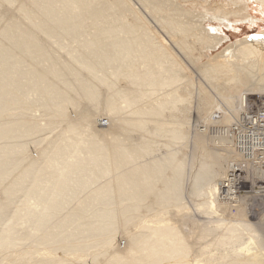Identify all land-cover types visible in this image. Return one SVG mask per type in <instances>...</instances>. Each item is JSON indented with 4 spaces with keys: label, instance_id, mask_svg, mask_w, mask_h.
Listing matches in <instances>:
<instances>
[{
    "label": "bare ground",
    "instance_id": "obj_1",
    "mask_svg": "<svg viewBox=\"0 0 264 264\" xmlns=\"http://www.w3.org/2000/svg\"><path fill=\"white\" fill-rule=\"evenodd\" d=\"M3 1L48 37H62L57 31L83 36L77 40L84 49L70 52L62 70L90 101L103 87L102 106L116 117H108L107 128L92 130L83 109L79 121L69 120L38 159L21 167L27 144L20 139L56 121L38 108L63 116L71 98L58 83H70L42 54L30 28L0 24V264H264L260 229L226 183L264 176V138L256 133L264 126L258 114H264V31L208 59L204 71L221 80L227 111L185 71L186 62L198 63L222 45L224 22H251L247 0H140L137 7L127 0H0L1 6ZM256 2L263 11L264 0ZM8 9L0 10V19L11 15ZM24 53L32 60L25 61ZM193 87L202 124L212 121L213 108L223 125L240 113L219 132L226 165L223 153L204 146L199 129L183 130L189 120L181 106ZM158 137H167L161 148L169 139H184L191 149L183 155L167 146L155 155ZM197 155V171L210 185L207 192L193 191L200 199L194 211L210 221L195 224L182 183ZM250 189L262 190L253 183Z\"/></svg>",
    "mask_w": 264,
    "mask_h": 264
},
{
    "label": "rangeland",
    "instance_id": "obj_2",
    "mask_svg": "<svg viewBox=\"0 0 264 264\" xmlns=\"http://www.w3.org/2000/svg\"><path fill=\"white\" fill-rule=\"evenodd\" d=\"M127 1L133 7L139 6V3H140V0H127ZM247 3L249 6V8H248L249 14L252 17L251 22L249 20L243 21L241 19H232L231 22H224V25L221 26L222 31L219 32L220 36L224 39V40L222 39V45L219 46L215 50L211 49V51H210L211 53L208 52L207 56L199 57L197 59L198 63L188 61V62H186L187 66L185 65L187 67L185 69V71L190 76L193 75L192 79L194 78L193 81H194L195 85L198 84L197 82H199L198 85H200L204 90H206L214 98V102L216 103V105L224 108L226 111H227V109L223 104V100L220 98L221 86L218 84L221 82V80L220 79L218 80L217 76L215 74H210V73H208L209 71L205 72L204 70L206 68H209L208 59L211 55L213 56V54H216V52L219 53V51L221 52L222 49H224L230 43H233L237 39H242L246 36L256 38L259 32L264 31V10L263 11L261 10V8H260L259 4L256 2V0H247ZM2 5L3 6L0 5V10L4 9V8H7V9L9 8L8 11L11 15L2 17L0 19V24H6L7 22L9 23L11 21H16L18 23L21 22V24L30 28L31 31L33 32V34L42 43V46H43L42 54H44L47 57L48 62H51L54 67H56L62 71L64 78L66 79V81L68 83H70V86H67V84L63 85L61 83H58V85L61 87V89L65 90L68 93L69 97L71 98V100H67L65 102V106H66L65 109L66 110L64 111V115L59 116L60 113H55L53 109L38 108V109H42V110H40V112L41 113L44 112L46 117H48V118L52 117L53 120H56V121L53 122L51 125L46 126L44 129L37 131V132H34V133H31V134H28L27 136H24L20 139V140H23L24 142H26V144H27L26 150H25L27 158L22 160V162H21V167H22L26 164V162L30 158L38 159V157L40 155V151L44 150L47 146L52 144V142L56 139V136H57V133L59 132V130L69 120L79 121L78 118L80 116H82V112H84L85 109L87 111H89L87 113H89L91 115V122H89V124L91 125L92 130L94 129V126H96L97 128H102V129L107 128L108 117L111 119H114L116 117V115L115 114L112 115L110 112L108 113L104 109V107L102 106L104 92H105L102 90V89H104L103 87H101L102 88L100 91L101 93L96 98V100L90 101L89 99L85 98V96H82L81 92L79 93V90L76 87V84L74 83V76L71 73L62 70L63 62H65V61L70 62V60H69V53L70 52L81 51L84 49L83 44L77 40L78 38L81 39L83 37V36H79V32L63 35L59 31H57L58 34H60L62 37H58V36H56L55 38L48 37V36L42 34L30 22H28V20H26V18L24 17V14L22 12L20 13V12L14 10V8L10 7L4 1L2 2ZM141 11L145 12V10L143 8L141 9ZM127 14H128V16L134 15V14H131V12H127ZM148 16L149 17H147V19L151 23H153V21L151 20L152 14H150L148 12ZM205 27L208 28L206 23H205ZM87 31L81 32L80 34L85 35L87 33ZM73 37H75V38L73 39ZM0 39H2V38L0 37ZM24 54L25 55L23 56V58L25 61H31L32 60L31 57L29 55H27L28 53H24ZM33 65L35 67H40L39 65H35L34 61H33ZM24 68H22V69H24ZM78 69L80 70V68H78ZM101 70L104 73L107 72L105 69H101ZM80 71L83 73L84 70L81 69ZM83 75L85 76V74H83ZM88 75H87V77L90 78V74H88ZM190 89L193 90L191 92L192 94L190 93L191 96L189 95V97H188L189 98L188 101L189 100L190 101L188 103L186 101H185L186 103L184 102L186 106L183 103H182V106L180 105L183 109V113L185 112V116H187L188 120L190 121V122L188 121L187 124H183V125H185L186 128L183 126L182 129L185 128V129H183L184 131H187L189 129L190 132H192V133H193V130L195 128L199 129L203 134L204 146L206 148H211V149L215 148L217 150V152L223 153V155L221 156V162L223 165H226V162H228L229 157L227 154H224L227 151L225 150L222 143H225V142L223 140L219 139L220 138L219 132L221 131V129H223L224 127H227L233 121H235L236 118L240 115V113H238L239 115H236L234 117L229 118L227 120V122H225V124L223 125V123L218 122V120H216V118H213V115H216L213 112H215V110L217 109V108H213V110H211V112H210V118L212 119V121H210L207 124H202V122L204 121V119H203L204 116L200 117L197 115L198 113L195 114V112H196L195 109L197 108L196 104L199 101V100H197L198 96H196V93H194V92H196L195 87L190 88ZM245 93H248V92H245ZM256 94H257V92L255 91V95ZM245 95H247V94H245ZM258 96L259 95H257L256 98ZM72 98L74 100H72ZM236 100L238 101V97ZM251 100H253L251 97L247 98L246 103H245V101L243 103L247 105L249 103V101H251ZM247 101H248V103H247ZM34 107H36V106L32 105L31 109H33ZM38 109H36V110H38ZM241 110H243V109H241ZM34 112L36 115H38V113H39L38 111H34ZM195 119L197 120V122ZM201 119H203L202 122L200 121ZM81 128H86V126L81 123ZM120 138L123 140V142L126 141V135H123V136L121 135ZM159 138L160 137H158V144H157L159 148L156 147L155 150L157 152L155 151V155L159 156L160 153L163 154L165 151L164 149L167 146L170 148V150L176 148L175 150H179L181 153H183V155H187L191 149V142L189 140H184V139L182 141L181 140H178V141L172 140V142L170 139L169 140L167 139L170 143L168 141H167V143L164 142V144L169 143L166 146V144L164 145L162 142L163 146L164 147L166 146V147L161 148L162 145H159V144H161L160 142L163 139V137L161 138V140ZM166 138L167 137H165L163 140L166 141ZM174 141H176V142H174ZM55 143H57V142H55ZM226 143L232 148L231 150H233L236 153V151L233 149L231 144L229 142H226ZM168 147L166 150L169 149ZM199 157H200V155H197L194 163H192V166L190 168H188V167L186 168L185 176H184V180H183L184 184L182 183L184 198L187 201V204L190 205L189 206L191 209L190 215L192 217L193 222H195V224L199 220H205L206 217L208 220V217H210V216H206L205 214H204L205 216L203 214H199L198 211H194V209L197 208L195 206V204L198 203V201H200V199H199V197H196L194 195L193 191L199 190L200 192H207L208 187L210 185L209 180H208L209 177L205 173L203 176H201V173L199 174V172L197 171V169H198V162L197 161H198ZM21 167H19L17 169V171H19ZM186 173H187V175H186ZM252 177H253V179L251 178V180L249 177H247V179L249 180L248 182H243V183L240 182L238 184L237 183H229V182H226V183H228V185L230 186V190L232 191V193L230 195L234 197L233 200L239 199V202L242 204L243 212L246 215L247 220L251 223H255L254 225L260 229L259 232H261L260 234L262 235L260 237L264 239V194H263V196H258V195H260L257 193L258 191L254 190V189L253 190L250 189V184H252V183L258 187L257 190L264 188V185L261 186V184H258V182H256V180H255V179H257V180L264 179V176H260V174L255 173V174H252ZM217 182H219V180ZM233 182H234V180H233ZM234 184H237V185L233 186ZM242 188L243 189L248 188V190L240 191V193L238 191L236 192L237 189L240 190ZM221 189L223 191H221L222 193H220V195L224 194L225 193L224 190H226L225 186H221ZM262 190L264 191V189H262ZM2 196L3 195L0 193V197H2ZM19 196H20V192L13 195L12 199L17 200L19 198ZM229 196L226 195V198ZM217 197H218V195H217ZM222 197H224V196H222ZM236 202H230V203L235 204ZM209 219H211V218H209ZM207 220H205V221H207ZM208 221H210V220H208ZM122 237L123 236H121V235L118 237V242H120L121 245L124 242V239H122Z\"/></svg>",
    "mask_w": 264,
    "mask_h": 264
},
{
    "label": "built area",
    "instance_id": "obj_3",
    "mask_svg": "<svg viewBox=\"0 0 264 264\" xmlns=\"http://www.w3.org/2000/svg\"><path fill=\"white\" fill-rule=\"evenodd\" d=\"M253 112V114H256L257 112H258V109H255L254 111H252ZM259 114V118L261 119V120H264V114L263 113H258ZM247 118H250V119H252L251 118V116H246ZM251 121V120H250ZM250 121H248V122H250ZM246 127H247V129H254L255 128V124L254 123H252L251 125L250 124H248L247 123V125H246ZM256 133H257V135H258V138L262 141L263 140V138H264V126L262 127V128H258L257 129V131H256ZM235 140V139H234ZM259 158H261V159H264V155L263 154H261V152H259ZM256 162H257V160H256ZM238 169H241V171H244V169H242V167H240V166H238ZM248 169V171L250 170V171H252V166L250 165V167H248L247 168ZM259 179V178H258ZM256 180V182H258V184H261V186H263L264 185V179H259V180H257V179H255ZM245 182H248L249 180L247 179V180H244ZM262 189H264V188H262ZM244 190H248V188L247 189H240V190H238V192L240 193V191H244ZM223 191V190H222ZM258 194H260V195H258V196H263V194H264V191H262V190H260V191H258L257 192Z\"/></svg>",
    "mask_w": 264,
    "mask_h": 264
}]
</instances>
